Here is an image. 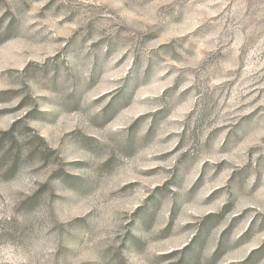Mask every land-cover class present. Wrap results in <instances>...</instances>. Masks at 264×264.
I'll use <instances>...</instances> for the list:
<instances>
[{
    "label": "rangeland",
    "instance_id": "1",
    "mask_svg": "<svg viewBox=\"0 0 264 264\" xmlns=\"http://www.w3.org/2000/svg\"><path fill=\"white\" fill-rule=\"evenodd\" d=\"M0 264H264V0H0Z\"/></svg>",
    "mask_w": 264,
    "mask_h": 264
}]
</instances>
